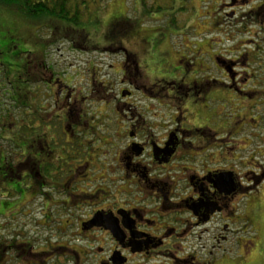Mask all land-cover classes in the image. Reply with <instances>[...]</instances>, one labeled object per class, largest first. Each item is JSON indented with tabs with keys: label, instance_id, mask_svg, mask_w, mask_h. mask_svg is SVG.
I'll use <instances>...</instances> for the list:
<instances>
[{
	"label": "rangeland",
	"instance_id": "obj_1",
	"mask_svg": "<svg viewBox=\"0 0 264 264\" xmlns=\"http://www.w3.org/2000/svg\"><path fill=\"white\" fill-rule=\"evenodd\" d=\"M255 1L257 2L254 5L257 7L264 0ZM96 2L97 0L89 5L91 15H85L83 18V22L86 24L84 29L90 36L88 45H92L91 48H88L85 43L77 44L79 38L71 40L73 37H70L74 34H70L68 30L74 32L72 29L75 26L65 22H54L39 32L37 30L39 36L37 40L26 39V42L31 46L32 44L34 46L41 45L40 39L44 44L46 42L48 47L45 50L47 53L45 61L52 67L56 76V82L51 87L50 99H47L48 88L45 82L49 81L51 74L30 79L32 82H37L36 85L38 84L35 86L33 83L32 90L39 94V99L42 100L45 95L44 106L47 107L39 114L42 124L38 120L34 127L50 129L46 132L52 148L55 147L54 143L64 144L66 147L64 142L71 140L72 136L67 131L68 122L63 120V123L60 118V111L63 112L65 109L67 113L73 112L72 116L74 117L70 120V125H78L84 132L78 133L77 136L89 135L88 138H79L80 141L84 143L86 138L87 141L90 140V143H93V147L96 145L89 158L86 157L87 153L84 148L77 147L76 142L72 143L74 146H72L71 152L64 153V149L58 150L61 146L57 148L55 159H59L64 154H71V157H76L78 161H69L68 166L63 165V176L55 179L52 184L54 186L52 196H48L47 201L60 203L61 199L66 198L59 191L66 190L63 186L67 179L76 180V175L71 170L76 169L75 174L81 175L85 169H88L87 173H94L95 175H92L95 179H101L105 174L104 172L100 173L99 169L102 168V171L117 169L115 174H109L110 181H105L103 178L98 183H94L95 187L104 189L110 196L117 198L105 201L104 207L138 206L135 201L137 197H141L140 189H143L145 184L142 180H135L128 188L127 181L125 183L124 180L117 182L123 173L121 169L117 168L119 163L115 164V158L118 153L127 151V145L130 143L127 133L133 125H137L138 129L147 128L151 134H154L151 141L155 140L159 143L164 134H169L170 130L177 127L172 123V118L175 115L188 118L189 121L180 122L178 125L182 126L178 127L191 131L186 136V138H190V143L195 142L199 146L214 145L221 137L232 138V141L228 142V155L231 158H237V161L229 163L239 166L236 173H239L240 177L248 175V181L242 179V182H247H245L247 186L249 178H253L249 173L253 170L250 168L251 164L258 162L257 164L264 165V158L259 155V152L264 151V6L257 15H254L252 13L255 8H251L253 6L248 7L244 3H240L235 8L236 6L232 5L229 0H175L176 10L170 8L174 6L173 0H145V6L148 4L146 9L140 0H105V4H99V6L95 5ZM157 3H165L168 10L164 14L159 11L155 15H150L148 11L155 12L156 8L153 5ZM1 28L13 29L21 36L31 35V37L33 29L35 30L31 21L22 16L2 21ZM110 30L116 31L113 33L112 39L108 37ZM28 31L31 34H27ZM114 39L115 42H113ZM18 41L19 46L16 47V36L14 41L5 31L0 30V45L3 53L8 52L9 45L16 47L13 50L14 57L17 53L24 55L31 52L30 46L21 43L20 39ZM253 41L256 44H252ZM95 46H98L96 47L98 49L92 48ZM128 61L133 69H137L135 62L141 67L137 72L139 79L137 83H134V88L129 84L122 83L125 79L124 72ZM226 61L236 62L233 64L232 62L225 63ZM188 63L193 65L194 71L197 70L196 74L188 72L183 74L177 70L181 66L187 67ZM246 64L249 65L246 66ZM1 66L0 85L1 81H5L6 73ZM201 66L204 69H200ZM199 69L203 72H199ZM230 69L236 73L234 75L236 82L231 81L230 73L229 75L226 73ZM187 70L192 71L190 67ZM8 79L6 82L8 90L16 92L22 88L19 87V84L15 86L10 84L12 79ZM57 79H59V83H57ZM217 79L219 82H214ZM165 81L168 84H177L176 88H180L181 85L182 89H178L179 95L176 98H174L176 93L171 92L170 98H168V91L172 87L163 84ZM220 81L227 82V87L226 85L222 86ZM184 82L188 84H184ZM195 84L198 89H207L208 92L206 94L200 92L199 94L202 95L195 97V92L192 90ZM187 85L192 87L189 93ZM126 91L132 92L133 95H128ZM145 92L154 99L147 100L144 96ZM161 92L164 93V96L157 99V95H160ZM184 98H188L187 105H184ZM0 100L3 101L1 110L5 109V106L9 107L13 104L7 100L1 89ZM196 101L199 102L198 107L191 106ZM208 113L212 115L210 125L213 132L196 133V128L204 126L202 122L208 120ZM80 117H82L81 120ZM223 118L228 119L229 129L233 127L232 130H229L230 134L226 133L224 124H220V119ZM154 123L156 125L168 123L165 125L169 126L163 125L166 131L151 130L149 125ZM39 124L41 125L38 126ZM97 125L100 126L97 127ZM242 125L244 127L240 130ZM149 132L148 135L142 136V142L147 139ZM94 133L96 135L93 136ZM95 140H98L97 144L94 142ZM8 148L11 149L9 144L1 140L0 149L9 153ZM215 150L217 149L213 148L211 151L215 152ZM8 156L13 166L23 160L15 153H10ZM64 158L68 157L64 156ZM55 159L53 162L57 165L58 162ZM85 161L89 164H84ZM239 162L246 166L240 165ZM62 163L64 162H59V164ZM217 167L222 168L223 166L217 164L215 168ZM163 170L164 172L156 171V175L165 179L164 175L167 172L166 169ZM52 173L58 175L57 171ZM85 179L92 178L90 176ZM94 184L89 185L87 182H81L78 185V190L86 191L87 187ZM254 184L260 186L258 190L250 191L248 198L246 193L240 194L232 203V206L236 205L238 210L235 219L244 218L245 220L247 217V222L243 219L239 223L229 222L230 229L234 234H228V242L221 243L223 246L221 252L226 253L225 259H220L221 253L213 254L214 256L211 258L206 257V253L202 252L203 254H199V257L213 261L212 264H264V182L260 184L254 182ZM73 190L72 187L70 191ZM46 191L51 192L50 189ZM10 197L13 201L18 199L15 194ZM41 198L37 197V192L28 191L18 205L15 204L10 211L0 216V224L3 226L0 230V242L3 241L6 244L5 248L11 242L29 240L33 243L36 251L42 254L41 262L38 264L45 261L46 264H61L55 260L48 262L51 257L49 254L52 250L51 243H54L55 240L48 244H42L40 241L49 239V237L58 238L59 240L63 239L62 245H67L68 248L80 247L82 258H91L86 264H98L104 257L103 255H98L93 259L87 254L92 253L93 250L96 252L99 244L93 243L94 249L89 250L84 244L75 241L79 233L76 223L85 219L84 210H72V213L62 215L63 218L60 220L64 221L63 219L68 217L71 222V225L65 229L67 234L57 228L61 222L55 223L50 229L36 228L34 221L40 223L44 221L39 213L40 207L43 205ZM142 205L139 207H144L146 204ZM147 209L152 210L153 208L148 207ZM178 215L177 213L171 214V219ZM222 223L223 221L220 222L217 229ZM161 227H167V225L158 220L155 228ZM181 227L184 228V224ZM243 227L246 229L245 232L238 233L243 230ZM32 228H35V232L31 231ZM208 228L207 226L206 229ZM184 230L182 239L198 232L197 228L193 229L191 226H186ZM21 233H24V236H21ZM192 238L195 239L194 236ZM13 239H17V241H13ZM188 241L184 240L181 243L183 245ZM101 244H104L105 247L106 242L102 241ZM208 245V250H214V248L211 249V245H214L213 241H209ZM111 248L110 244L105 247L107 251ZM8 253L10 259L4 256L0 260V264L3 262L4 264H23L25 260L30 262L33 259L27 253L22 256L20 254V259H17L18 252L9 251ZM136 262V259L131 260V264H136Z\"/></svg>",
	"mask_w": 264,
	"mask_h": 264
},
{
	"label": "flooded vegetation",
	"instance_id": "obj_2",
	"mask_svg": "<svg viewBox=\"0 0 264 264\" xmlns=\"http://www.w3.org/2000/svg\"><path fill=\"white\" fill-rule=\"evenodd\" d=\"M229 1L232 5L236 6L235 8H237L240 3H244L248 7L253 6L251 8H255L252 13L254 15H257L264 6V1L261 5L258 4L257 7L254 5L257 2L255 0L251 2L250 0ZM252 44H256V42L253 41ZM227 62H232L234 64L236 61H226L225 63ZM135 65L137 69H134L136 71L131 67L128 61L124 72L125 79L122 81V83L129 84V86L133 88L135 86L134 83H137L139 79L137 72L141 68L138 66L137 62H135ZM248 65L246 64V66ZM192 66V64L188 63L187 67L181 66L180 68H175L183 74L186 72L189 74H196L197 70L195 69L194 71V67ZM189 67L192 71L187 70ZM200 69H204V67L201 66ZM200 69L199 72H203V70ZM222 71L225 74L224 70ZM226 73L228 75L230 73L232 78L231 81L236 82V78L234 77L236 73L232 72V69H230V71L227 70ZM58 80L59 79H57V83H59ZM214 82L218 83L219 81L217 79V81L214 80ZM163 84H167V86L171 85L172 87L168 91V98H170V92L173 94L176 93V95H174V98H176V96L179 95L178 89H182L181 85L180 88H176L175 86L177 84L175 83L172 85V83L168 84L165 81ZM184 84L188 83L184 82ZM220 84L222 86L226 85L227 87V82L225 81H220ZM187 88V92L189 93L192 87L187 85ZM192 90L195 92V97L201 96L202 94H199L200 92H204V94L208 92L207 89H198L197 84H195ZM126 93L130 96L133 95V93L129 91H126ZM159 94L160 95H157V99L164 96L163 92ZM148 95L149 94L146 92L144 93L147 100L154 99V97ZM184 99V105H187L189 102L188 98ZM198 103L199 102L196 101L194 104H191V106L198 107ZM209 111L211 110L209 109ZM72 114L73 112L67 113L65 109L63 112L60 111L61 121L63 122L64 120L68 122L67 131L70 132L72 138L64 142L66 143V147H64V144L59 143H55L54 146L57 148L61 146L58 150L64 149V153H66V151L71 152V148L74 146L72 143L76 142L78 145L77 147L80 146L79 148H84L87 153L86 157L89 158L96 145L93 147V143H90V140H86L89 135L83 136L82 134V137L77 136L78 133L84 132L78 125H70V120L74 117ZM184 118V116L175 115V117L172 118V123L177 125V127L170 130L171 132L169 134H164L159 143L155 142V140L151 141V137L154 134H151L147 128L142 127L138 129L137 125L131 123L133 126L127 133L130 140V143L127 145V151L125 153H118L115 158V164L119 163L117 168L121 169L123 173L122 177L119 180L117 179L118 181H115L122 182L124 180V183L127 181L128 188L135 180L143 181L145 186L143 189H140L142 193L141 197H137L135 201L138 206L134 204L135 206L119 205V207L115 208L104 207L105 201L111 199L116 200L117 198L110 196L104 189L95 187V184L103 178L105 181H110L109 174H115L117 169L102 171V168H100L99 171L105 174L102 175L103 178L101 179H95L94 173H87L88 169H85V172L81 175L75 174L76 169L74 171L71 170V172L76 175V180L72 178L67 179L63 186L66 190L62 189L59 191L60 194L66 196V198L61 199L60 203L47 201V197L52 196L51 194L53 193L52 188L54 186L52 184L55 182V179L63 176V165L68 166L69 161L64 162L66 165L64 163L59 164V162H62V159L59 161V159L54 158V155L58 152L57 148L53 149L51 143L43 144L34 141L30 158V171L36 178L41 179L44 183L42 184L41 192L38 191L40 185L36 182L32 190L33 192H37V197H42L41 204H43L40 207L39 213L44 221L41 223L34 221V223H36L35 227L50 229L55 223L61 222V225L57 228L62 230L64 234H67L65 229L71 225V222L68 217L63 219L64 221L60 220V218H63L62 215L70 212L72 213V210H84L83 214L85 215V219L81 220L78 224L76 223L77 227H79V233L75 241L76 243L84 244L89 250L94 249L92 247L93 243H98L99 245L96 252L93 250L92 253L87 254V256H92V258L103 255L104 257L100 259L98 264H131L132 259L137 260L136 264H212L213 261L211 262L204 257H199V254L202 255L204 252L206 253V257L209 256L211 258L214 256L213 254L221 253L220 259H225L226 253L221 252L223 248L221 243H227V235L233 233L230 229L229 222L235 221V223H239L244 220V218L235 219L238 210L236 209V205L232 206V203L235 202L234 200L238 195L246 193V197L248 198L250 191L253 192L259 189L260 186H256L254 182H257V184L264 182V165L261 166L262 164H257L258 162L251 164L250 168H253V170L249 171V173L253 178H249V183L246 186L245 182L248 181V175L246 177H244V175L240 177L239 173H236L239 166L235 163H229L231 161H237V158H231V156L228 155V142L232 141V138H228V136L225 138L221 137L214 145L207 144L199 146L196 145L195 142L190 143V138H186V136L189 135L191 131L183 127L179 128L182 125H178L180 122H184V120L185 122L189 121L188 118ZM81 119L82 117H80V120ZM211 120L212 115L208 113V120L206 122L201 121L204 123V126L196 128V133H202L203 131L213 132V128L210 125ZM165 124L168 123H163V125L169 126ZM220 124H224L223 127L227 134L231 133L229 130H232L233 127L229 129L227 118L220 119ZM163 125H156L154 123L149 125V128H151V130L159 129L166 131ZM99 126L100 125H97V127ZM243 127L244 125L240 127V130H242ZM96 129L95 127V130ZM148 132L149 136L142 142V136H145V134L148 135ZM94 135H96V133H94L93 136ZM83 137H86L84 143L79 139ZM97 141L98 140H95L94 142L97 144ZM213 148L217 150L212 152L211 150ZM259 155L264 158V151L259 152ZM54 159L58 162L57 165L54 164ZM73 160L74 162L78 161L76 157H71L70 161ZM87 163L86 161L84 162V164ZM239 163L242 166L245 165L242 162ZM217 164L223 167L215 168ZM163 169H166L167 172V174L164 175L165 179L159 178V176L156 175V171L160 170L164 172ZM47 170L49 173H47ZM53 171H57L58 175L52 173ZM90 176L92 179H85L90 178ZM242 179L246 181L242 182ZM81 182H87L89 185L95 184L91 187H87L86 191H80L78 190V185ZM112 182H114V180H112ZM72 187L74 190L70 191ZM48 189L51 190L50 193L46 191ZM142 204L146 205L144 207H139L143 206ZM148 207H152L153 209L148 210ZM140 208H143V210ZM173 213L179 214L178 217L171 219V214ZM182 218L186 219L184 220ZM158 220L163 221L167 227L156 229L155 224ZM115 221L119 224L117 228ZM221 221H223V223L220 228L217 229ZM244 221L247 222V217H245ZM212 223H214V228ZM182 224H184V228L186 226H191L193 229L197 228L199 233L191 234L182 239V234L185 233L184 228L181 227ZM207 226L209 227L208 229H206ZM244 227L247 228V226ZM244 227L243 230H240L238 233H244V230H246ZM2 228L3 226L0 225V230H2ZM110 229L116 232L117 237ZM31 231L35 232V228H32ZM215 232L218 233L214 234ZM20 235L24 236V233ZM193 236L195 239L192 238ZM190 238H192V240L188 241ZM184 240L188 242L182 245L181 242ZM13 241H17V239H13ZM40 241L42 244H48V242L51 241L54 242L51 243L52 250L49 252L51 257L48 262L55 260L61 262V264H86L88 259H91L90 257H87V259L82 258L80 247L68 248L66 247L67 245H62L63 239L59 240L58 238L49 237V239ZM102 241L106 242L105 247L110 244L112 248L107 251L104 244H101ZM209 241L214 242V245H211V249L214 248V250L207 249V247L209 248ZM5 245L3 241L0 242V260H2L4 256L10 259L8 252L15 251L16 253L18 252L17 259H20V254L22 256L24 253L33 257L32 261L27 262V260H25L23 264H38V262H41L42 254L36 251L33 247V243L29 240L25 242H11L6 248ZM177 246L179 247L178 249ZM187 250H189V252H187ZM108 252H110L109 255H106ZM46 263L45 261L42 264Z\"/></svg>",
	"mask_w": 264,
	"mask_h": 264
},
{
	"label": "trees",
	"instance_id": "obj_3",
	"mask_svg": "<svg viewBox=\"0 0 264 264\" xmlns=\"http://www.w3.org/2000/svg\"><path fill=\"white\" fill-rule=\"evenodd\" d=\"M93 1L95 0H0V30L5 31L14 41L16 36V47L19 46V39L21 43H25V45L31 47V52L25 53L24 55L17 53L14 57L13 50L16 47H11L9 45L8 52L5 54L0 45V65H2L1 67H3L6 72L4 76L5 81H1L0 89L3 95L7 97V100L13 103L9 107L5 106L3 110L0 109V141H5L12 149H7L10 151L9 153L8 151H2L0 149V216L10 211L15 204L18 205L27 192L34 189L35 182L40 185L39 192H41L42 184H44L41 179L36 178V176L31 173L30 158L34 141L43 144L50 143L46 132L50 129L47 127L43 129L34 127L38 120L42 124V119L39 114L42 110H46L47 107L44 106L45 95L43 97L44 99H39V94L32 90L34 87L33 83H35V86H38V84L36 85L37 82H32L30 79L32 77L41 78V76L51 74L49 81L45 82L48 88L47 99H50L52 92L51 87L55 84L56 76L52 67L45 61L47 56L45 50L48 47L46 42L44 44L42 39H40L41 45L36 44V46H34L32 44L31 46L26 42V39L31 38V40H37L39 39L38 32L40 30L47 28L54 22H65L75 26L72 29L74 32L68 30L70 34H74L70 37H73L71 40L79 38L80 40L77 41V44L85 43L88 48H91L92 45H88L90 36L88 31L84 29L86 24H84L83 18L85 15H91V13H89V5L92 4ZM140 3L145 9L148 7V4L145 6V0H140ZM173 3L174 6L170 8L176 10L175 0H173ZM99 4H105V0L104 2L103 0H97L95 5L99 6ZM164 4L157 3L153 5L156 10L155 12L148 11L149 14L155 15L159 11L164 14L165 11L168 10L167 6ZM17 16L24 17L31 21L32 27L35 26L32 37L31 35L21 36V34H17L13 29L1 28L2 21L10 20ZM48 22L50 23L48 24ZM123 28L126 29L124 26ZM24 29L27 30V28ZM115 32V30H110L108 32V37L112 39L113 33ZM27 34L31 33L28 31ZM113 42H115V39ZM96 47L98 46L92 48ZM20 60L22 61L19 62ZM8 78L12 79L10 84L14 86L19 84V87L22 88L18 89L16 92L14 90H8V85L6 83L9 80ZM2 102L3 101L0 100V107L2 106ZM55 148L57 147H53V149ZM10 153H15L17 157H22L23 160L19 162V164L17 163L13 166L8 156ZM64 156H67L69 160H67L68 158H64ZM61 159L62 162H68L71 160V154H64L59 157V161H61ZM47 173H49L48 170ZM13 194L18 198L15 201L11 200L10 197Z\"/></svg>",
	"mask_w": 264,
	"mask_h": 264
},
{
	"label": "water",
	"instance_id": "obj_4",
	"mask_svg": "<svg viewBox=\"0 0 264 264\" xmlns=\"http://www.w3.org/2000/svg\"><path fill=\"white\" fill-rule=\"evenodd\" d=\"M231 186V185H230ZM228 187V186H227ZM115 223H116V228L117 227H119V224H118V222L117 221H115ZM113 233H114V235L117 237V234H116V232L113 230V229H110Z\"/></svg>",
	"mask_w": 264,
	"mask_h": 264
}]
</instances>
